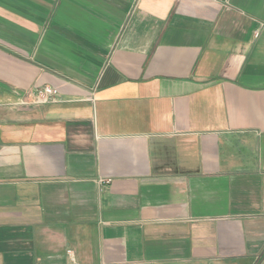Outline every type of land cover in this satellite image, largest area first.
<instances>
[{"label": "crops", "instance_id": "obj_1", "mask_svg": "<svg viewBox=\"0 0 264 264\" xmlns=\"http://www.w3.org/2000/svg\"><path fill=\"white\" fill-rule=\"evenodd\" d=\"M0 264H264V0H0Z\"/></svg>", "mask_w": 264, "mask_h": 264}, {"label": "built area", "instance_id": "obj_2", "mask_svg": "<svg viewBox=\"0 0 264 264\" xmlns=\"http://www.w3.org/2000/svg\"><path fill=\"white\" fill-rule=\"evenodd\" d=\"M258 35V33H257ZM58 95V90L52 86H45L44 88L38 90L37 92V101L38 102H46ZM105 183H109L111 180H103Z\"/></svg>", "mask_w": 264, "mask_h": 264}]
</instances>
